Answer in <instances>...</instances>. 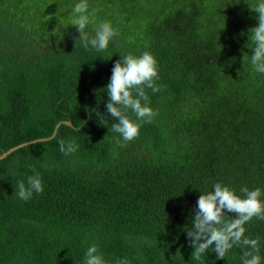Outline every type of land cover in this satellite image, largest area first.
I'll return each mask as SVG.
<instances>
[{"label": "trees", "instance_id": "obj_1", "mask_svg": "<svg viewBox=\"0 0 264 264\" xmlns=\"http://www.w3.org/2000/svg\"><path fill=\"white\" fill-rule=\"evenodd\" d=\"M76 2L0 0V154L71 121L0 159V264H84L91 243L110 264H241L240 246L192 259L186 230L214 183L264 191V74L249 40L259 0H163L158 11L86 0L118 33L102 52L76 45ZM145 51L158 61L160 90L145 89L156 115L123 141L103 89L120 54ZM61 140L78 150L64 155ZM36 173L43 192L20 200L17 182ZM245 227L264 257V220Z\"/></svg>", "mask_w": 264, "mask_h": 264}, {"label": "clouds", "instance_id": "obj_2", "mask_svg": "<svg viewBox=\"0 0 264 264\" xmlns=\"http://www.w3.org/2000/svg\"><path fill=\"white\" fill-rule=\"evenodd\" d=\"M258 13V25L250 29L253 47L250 63L257 73L264 74V0L252 8ZM69 16L71 25L76 26L78 37H74L85 49L102 52L109 48L110 42L118 35L110 21L95 22L86 0H78L71 7ZM91 26V30L89 27ZM158 61L148 51L140 55L120 54L112 68L109 83L103 91L109 97L106 103L107 113L115 121L112 131L119 133L123 141H132L139 135L142 123L150 122L156 115L150 107V98L145 89L153 93L160 90ZM134 115L133 119L128 113ZM103 117V116H102ZM104 118V117H103ZM79 145L75 141L59 142L64 155L76 152ZM43 181L38 173L28 176L26 182L18 181L15 193L20 200L28 201L34 194L42 193ZM237 191L222 182L212 185V190L201 191L191 225L186 230L190 245L194 249L192 259L200 261L209 249L217 259L225 258L234 246L242 248L241 264H262L259 236L251 238L245 235V225L253 218L264 220V191L261 188L250 189L246 185ZM234 213L232 216L230 214ZM84 264H110L99 246L91 243L84 253ZM114 264H129L128 259L118 258Z\"/></svg>", "mask_w": 264, "mask_h": 264}, {"label": "water", "instance_id": "obj_3", "mask_svg": "<svg viewBox=\"0 0 264 264\" xmlns=\"http://www.w3.org/2000/svg\"><path fill=\"white\" fill-rule=\"evenodd\" d=\"M61 123H65V124L70 125V124H71V121H69V120H62V121H59V122L55 125V128H54V131H53L52 135L49 136V137H42V138L32 139V140L25 141V142H23V143H20V144H17V145H15V146L10 147L8 150H6V151H4V152H2V153L0 154V159L4 158V157H5L6 155H8L11 151H13V150H15V149H17V148H19V147H21V146H23V145L31 144V143L36 142V141L47 140L48 138L54 136V134H55V132H56V128H57Z\"/></svg>", "mask_w": 264, "mask_h": 264}, {"label": "rangeland", "instance_id": "obj_4", "mask_svg": "<svg viewBox=\"0 0 264 264\" xmlns=\"http://www.w3.org/2000/svg\"><path fill=\"white\" fill-rule=\"evenodd\" d=\"M49 1L51 2V4H55L56 2H61V1L72 3V1H77V0H49ZM145 3L148 4L153 3L155 6V10L158 11L161 5L163 4V0H146Z\"/></svg>", "mask_w": 264, "mask_h": 264}]
</instances>
